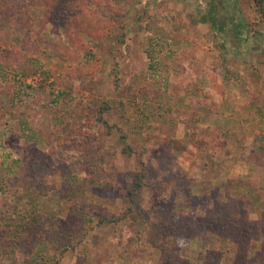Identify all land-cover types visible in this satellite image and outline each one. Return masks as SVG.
Listing matches in <instances>:
<instances>
[{
	"label": "rangeland",
	"instance_id": "obj_1",
	"mask_svg": "<svg viewBox=\"0 0 264 264\" xmlns=\"http://www.w3.org/2000/svg\"><path fill=\"white\" fill-rule=\"evenodd\" d=\"M263 62L254 0H0V264H264Z\"/></svg>",
	"mask_w": 264,
	"mask_h": 264
},
{
	"label": "crops",
	"instance_id": "obj_2",
	"mask_svg": "<svg viewBox=\"0 0 264 264\" xmlns=\"http://www.w3.org/2000/svg\"><path fill=\"white\" fill-rule=\"evenodd\" d=\"M252 36L254 39H256V38L258 39L257 34H251V38H252ZM253 45L254 44H250L249 47H251V49H252ZM253 49H252V51H255ZM258 64H261V63L258 60H255L253 64H251V62H250L249 66L250 65H252V66L258 65ZM238 85H240V84L238 83ZM238 89H239V91L235 90V91H237L238 95L232 94V97H233L234 102H235L234 104L237 103L236 104L237 105L236 111H237V108H240L243 113L248 112L249 114H255V116H256L257 111H261L263 116H264V107H262L260 104L262 102L260 100L263 99V102H264V79L262 80L261 84L257 80L254 82H250V84L248 86H245V88H243V89H241V88H238ZM237 97H238V99H237ZM236 111H235V115H233L234 119H235V123L237 121H239L241 123V121L243 119L242 118V112H236ZM258 118H260V116ZM252 128H253V130H252ZM258 130H259V128L256 127V124L253 127L250 126V132L248 135L249 136L248 137L249 138V147H248L249 149L248 150L250 151L251 154H252V151H261L262 148L264 147V146H262L261 143L258 142L259 144L256 145L257 143L255 144V142H254V141H256L255 140L256 134H259L260 130L259 131ZM252 140H254V141H252ZM252 160H253L252 162L254 163V166L251 165L252 167H256L257 164L259 165V163L257 162L259 160V158H255V160L254 159H252ZM253 169L256 172V168H253Z\"/></svg>",
	"mask_w": 264,
	"mask_h": 264
},
{
	"label": "trees",
	"instance_id": "obj_3",
	"mask_svg": "<svg viewBox=\"0 0 264 264\" xmlns=\"http://www.w3.org/2000/svg\"><path fill=\"white\" fill-rule=\"evenodd\" d=\"M70 3H76V0H69ZM258 6V9L261 11V13L264 15V0H254ZM112 107L110 106L109 103H104L103 105L100 106L99 109V117H98V123H103L104 126L107 125V121L105 118L106 114L111 113ZM141 175V181L140 184L138 185H142L144 184V182L147 180V173L146 171H142L140 172ZM140 188V186H138L136 189L131 190L132 194L138 193V189ZM132 201L134 203L137 202L136 199H132ZM156 230H154L153 238H151L152 240V244L153 246H156L161 252H162V256H163V260H176L178 259V256L174 255L171 251L170 246L167 244L168 243V238L165 240L164 237L166 236L165 234H162V238L160 237V234H155ZM161 238V239H160Z\"/></svg>",
	"mask_w": 264,
	"mask_h": 264
}]
</instances>
